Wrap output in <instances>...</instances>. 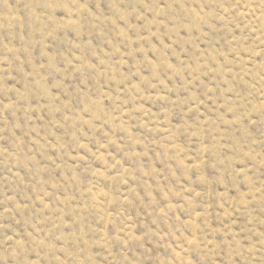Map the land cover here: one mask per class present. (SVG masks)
Segmentation results:
<instances>
[{
	"label": "rangeland",
	"instance_id": "obj_1",
	"mask_svg": "<svg viewBox=\"0 0 264 264\" xmlns=\"http://www.w3.org/2000/svg\"><path fill=\"white\" fill-rule=\"evenodd\" d=\"M0 264H264V0H0Z\"/></svg>",
	"mask_w": 264,
	"mask_h": 264
}]
</instances>
